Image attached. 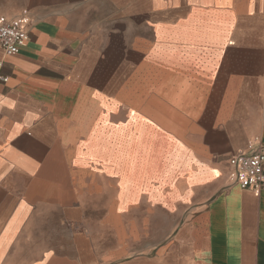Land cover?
<instances>
[{"label":"crops","instance_id":"crops-1","mask_svg":"<svg viewBox=\"0 0 264 264\" xmlns=\"http://www.w3.org/2000/svg\"><path fill=\"white\" fill-rule=\"evenodd\" d=\"M0 18L28 19L0 50V264H264V191L227 165L264 155V0H0Z\"/></svg>","mask_w":264,"mask_h":264},{"label":"built area","instance_id":"built-area-1","mask_svg":"<svg viewBox=\"0 0 264 264\" xmlns=\"http://www.w3.org/2000/svg\"><path fill=\"white\" fill-rule=\"evenodd\" d=\"M28 19L6 20L0 18V50L5 56L16 55L27 40L26 24ZM1 65V62H0ZM0 80L6 78L0 75ZM228 181L243 190L255 193L264 191V155L238 154L231 156L227 162Z\"/></svg>","mask_w":264,"mask_h":264},{"label":"rangeland","instance_id":"rangeland-1","mask_svg":"<svg viewBox=\"0 0 264 264\" xmlns=\"http://www.w3.org/2000/svg\"><path fill=\"white\" fill-rule=\"evenodd\" d=\"M172 94H173V92H171V93L166 92V93L163 95V101H166V102H165L166 104H165V106L163 107V111L167 112L168 115H169L170 111H172V109H171L170 107L166 106V105H168V102H167V101H169V99H171ZM163 105H164V104H163ZM158 125H159L163 130H164V128H168V126H170V124H168L165 120L161 121V123L158 124ZM172 125H173V124H172Z\"/></svg>","mask_w":264,"mask_h":264}]
</instances>
